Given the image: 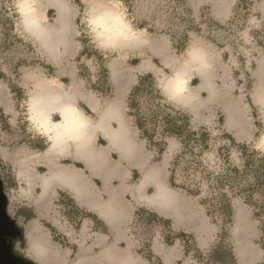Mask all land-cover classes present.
<instances>
[{
	"label": "rangeland",
	"instance_id": "rangeland-1",
	"mask_svg": "<svg viewBox=\"0 0 264 264\" xmlns=\"http://www.w3.org/2000/svg\"><path fill=\"white\" fill-rule=\"evenodd\" d=\"M61 1L65 7H62L64 18L72 22L78 18V24L75 23L73 30H69L72 32L70 39L63 41L59 55L54 57L21 26L17 15L19 0H0V10L4 8L0 11V70L4 73V78L0 79V90L5 91L6 97V104L0 100L3 145L14 149L28 147L30 139H38L35 132L30 131L26 119L28 105L25 102H29L31 95L25 82L26 72L36 70L43 74L44 79L67 94L70 103L78 105L90 118L91 124L95 123L99 114L106 110L115 97L121 95L119 110L112 123L115 129L119 122L124 125L125 137L133 144V158L121 159L117 148H114L111 156L108 154L112 163H119L126 169L125 174L120 171L118 176L111 179L117 193L115 205L120 212L117 232L112 235L117 242V250L126 253L136 264H206L190 255L184 256L178 240L174 246L166 245L164 235L180 231L191 234L195 246L206 256L220 239V220L218 223L213 222L206 214L205 205L199 201L206 190L211 188L210 176L222 171L224 162L239 166L245 158L264 156V68L259 71L260 60L264 59V17L253 6L261 0H238L223 20L214 19L207 6L196 9L190 7L187 0H115L129 19L148 34L149 42H129V47L121 46L114 51L98 49L89 39L84 19L89 5L95 0H79L80 6L75 0ZM59 8L60 4L54 0H36L33 16L36 19L46 16L45 21H53L58 16ZM5 17L11 19L12 25L10 21L1 24V19ZM1 33L7 35L8 39L3 38ZM77 36L80 40H76ZM193 40H199L198 43L209 51L212 67L206 71L212 73L209 84L216 95L211 97L207 87H199L202 74L191 70L188 75L195 77L189 89L195 93L192 107H174L188 115L190 129L207 132V146L201 148V151L199 148L191 152L183 151L179 139L171 136L166 138L165 149L159 153L156 148H147L146 140L139 137L132 118L126 112V97L139 75L151 74L156 85L161 77L174 71V63L178 66L183 60L182 53ZM152 44L161 48L155 50ZM163 47L166 50L163 51ZM9 83L20 90H11ZM71 85L77 86L79 92L70 93ZM17 97L24 99L18 105ZM92 100L101 104L94 106ZM14 117H17V123H9ZM229 121L233 127L228 126ZM228 136L236 143L249 146L244 156L240 149L231 145ZM93 141L98 148L106 144L105 137L98 135ZM251 150L257 151L259 155L251 153ZM175 157L177 164L174 166V181L176 184L190 182L192 186L199 185L198 195L169 184ZM1 166L8 182L12 184L6 189L3 187V190L7 197V213L13 219L18 206L30 204L27 197H24L27 185L22 180L17 182L7 163H1ZM38 169L45 171L42 165ZM144 170L158 174L159 180H148L139 194L140 188L137 186ZM160 182L174 201L158 203L145 200L143 196L152 195ZM230 202L231 221L224 227L227 234L222 244L231 247L237 264H258L264 253L258 250L256 244L259 222L253 216V206L241 196H232ZM142 206L162 218H168L169 225L148 223L134 215L132 211ZM57 208L60 214L59 230L69 227L73 229L71 234L63 235L62 240L67 246L57 242L58 246L71 253L62 264H73L79 249L76 244L73 251L71 244L74 243H70V239L73 238L75 242L81 239L80 230L84 225L77 219L68 220L66 213L69 207ZM14 220L17 224V220ZM42 224L46 228L45 221ZM87 224L89 230L95 225L93 222ZM27 246L26 240L23 249L25 255L39 263L28 253ZM237 246L244 248L246 256L243 261L237 256ZM95 251L97 253L100 249Z\"/></svg>",
	"mask_w": 264,
	"mask_h": 264
},
{
	"label": "crops",
	"instance_id": "crops-1",
	"mask_svg": "<svg viewBox=\"0 0 264 264\" xmlns=\"http://www.w3.org/2000/svg\"><path fill=\"white\" fill-rule=\"evenodd\" d=\"M54 1L58 2L61 6L58 10L57 18L53 21H45L46 16H41L40 19H36L33 16L35 12H33V14H29L28 18H34L35 22L32 24L30 32L27 33L33 40L39 41L44 50L55 57V55H59L61 51L59 47L64 44L63 41L70 39L72 32H69V30H73L75 23L76 25L78 24V18L74 22L65 19L62 12V7H64L63 2L61 0ZM237 1L187 0L188 5L195 9L201 6H207L210 11L209 13L216 20L227 18ZM253 6L254 10L264 17V0L255 2ZM76 35H78V32ZM77 39L80 40L78 36ZM195 41L198 42L199 40ZM125 46L129 47L128 44L123 45V47ZM131 46L133 45L131 44ZM152 48L159 50L161 46L152 44ZM165 48L163 47L162 50H166ZM174 68H176L175 70L180 68L187 73L192 70L191 66H183L181 62L178 63V66L174 63ZM263 68L264 59H261L259 71ZM199 72L202 74V82L199 87H207L208 92L210 91V96L214 97L216 92L209 84L212 74L211 71L207 73L206 70H201ZM26 74L25 82L31 90L29 102H25V105H28V116L29 111L33 113L31 106L34 96L45 92L43 93L46 94L44 98H36L40 103L45 102V118L51 117L57 112L63 113L66 118L68 114L65 111V105L70 104L67 94L59 87H54L50 81L43 78V74L41 75L36 70L26 72ZM78 89L75 85H71L69 88L70 93H77L79 92ZM189 93H192L194 99V91H189ZM0 100H4L3 104H6L4 90H0ZM23 100H18L17 105ZM92 101L94 106L101 104L96 100ZM120 101L121 95L115 97L106 110L99 114L95 123L90 124L86 138L80 141H67L64 135L67 121L64 119L61 120L60 125H51L55 133V139L52 142L35 133L38 139H30L27 144L28 147L10 148L2 143L1 135L3 128L0 120V162L7 163L11 167L13 176L15 179L17 178V182H21L22 180L27 185V190L24 191V197H27V200L30 201L27 207H30L34 214V217L28 221L25 229V237L28 245L27 250L41 264H62L66 257L71 255L67 250L57 245V241L53 240L52 232L46 226V224H49L54 229V236H59L62 239L64 238L63 235L67 236L73 231L71 227L66 228V230H59L60 214L57 206H63V208L69 207L66 213L68 220L73 221L77 219L84 225L80 230L82 238L76 240V242L73 238L70 239V243H74L71 244L73 251L75 250L76 244L79 249L73 264L76 262L79 264H125L123 261H126V264H136L129 259L126 253L117 250V242L113 240L112 236L117 232V217H119L120 212L115 205L117 193L113 189L111 179L118 176L120 171L122 174H125L126 169L124 170L119 163H112L109 155L114 148H117L121 159L133 158V148H131L133 144L128 137L125 145L118 144L119 136L116 134L117 132H120L121 142L126 138L124 125L119 122L117 123L118 127L115 129L112 123L119 110ZM10 105L11 103H9ZM187 105L192 107V103ZM28 116L26 119L30 126V131L34 132ZM59 119L61 118L59 117ZM17 121V117H14L12 120H9V123L15 124ZM96 135L105 137L106 139V144L100 145L102 148H98L93 141ZM37 142L43 144L44 147L33 148L31 146V144H37ZM59 159L61 161H58ZM41 165L45 167L44 172L38 169ZM132 172H134L133 169ZM63 175H66V178ZM143 187L140 188L139 194H141ZM61 192L65 193L74 202L79 209L77 213H70L72 211L70 205L57 203ZM143 197L146 198L145 200H152L151 195ZM105 206H111L110 211L106 210ZM144 207L142 206L141 208ZM88 213L91 217L86 215ZM14 218L17 220V215ZM43 221H45L46 228L43 227ZM87 222H93L95 224H92L94 228L92 226L89 230ZM173 244L171 245L174 246ZM166 245L171 246L169 244ZM179 245L182 246L180 242ZM95 249H100V251L96 253ZM258 250L261 251L262 249L259 247ZM262 252L264 253L263 250ZM187 255L192 257L191 254ZM187 255L184 252V256ZM237 256L239 258L238 253ZM262 261H264V257L259 263Z\"/></svg>",
	"mask_w": 264,
	"mask_h": 264
},
{
	"label": "trees",
	"instance_id": "trees-1",
	"mask_svg": "<svg viewBox=\"0 0 264 264\" xmlns=\"http://www.w3.org/2000/svg\"><path fill=\"white\" fill-rule=\"evenodd\" d=\"M75 3L80 6L79 0H75ZM3 9L1 7V10ZM1 21L2 25L7 24L6 22L8 21L12 25L9 17H5ZM1 36L8 39L5 34L1 33ZM3 78L4 73L0 70V79ZM8 86L15 92L20 90L13 83H9ZM18 100L20 99L17 97ZM126 112L132 118L139 137L146 140L147 148L149 149L156 148L161 153L165 149L166 138L171 136L179 139L183 151L191 152L194 148H199L201 151V148L207 146V132H198L189 128L188 115L163 100L155 85L153 76L149 73L139 75L137 82L131 87L126 97ZM0 120H3L1 113ZM228 139L231 145L240 149L243 156L246 154L249 149L248 145L236 143L231 136H228ZM31 146L33 148L44 147L43 144L38 142L37 144H31ZM251 153L259 155L255 150H251ZM176 162L177 157L172 162L173 167L171 168L169 184L172 187H183L188 193L198 195L199 185L194 184L192 186L190 182L176 184L173 173ZM77 165L80 166L79 164ZM2 168L0 162V180L6 189L11 183L8 182ZM210 177L212 179L209 184L211 188L206 190V194L201 196L199 201L205 205L206 214L213 222L218 223V220H220L219 241L210 249L206 256L195 246L194 238L191 234L181 231L178 233L169 232L164 235V242L171 245L178 240L183 246L185 255L191 254L194 259L206 264H237L231 247L228 244H222V241L227 234L224 227L231 221L232 205L230 199L232 196H241L245 202L247 201L253 206V216L259 222V237L256 244L264 251V156L245 158L243 164L239 166L224 162L222 171ZM57 203L70 205L72 210L70 213L74 214L79 211L74 202L65 193H60ZM16 215L17 225L22 230L24 238L15 241L13 250L25 259L32 260L25 255L23 249L26 247L24 226L34 217V214L30 207L18 206ZM86 215L90 216L89 213ZM134 215L141 217L148 223L161 222L165 226L170 223L168 219L159 217L156 213L145 208H138L135 210ZM13 219L15 218L13 217ZM46 226L52 232L53 240L65 246L61 237L54 236V229L49 224H46ZM259 264H264V261Z\"/></svg>",
	"mask_w": 264,
	"mask_h": 264
},
{
	"label": "clouds",
	"instance_id": "clouds-1",
	"mask_svg": "<svg viewBox=\"0 0 264 264\" xmlns=\"http://www.w3.org/2000/svg\"><path fill=\"white\" fill-rule=\"evenodd\" d=\"M36 0H19L17 15L21 26L26 32H30L34 18L29 19L27 12H35ZM85 25L92 44L101 50L114 51L129 42H149L148 34L138 28L124 9L115 0H95L90 4L85 13ZM183 66H191L193 72L207 70L212 67L210 54L206 47L193 40L182 53ZM194 76H189L186 71L178 68L169 71L156 82V87L163 100L173 106L184 108L189 102V89ZM63 113H54L51 117L39 118L29 111L28 119L32 124V130L38 136L45 137L50 142L55 139V133L51 125H60L61 120L66 119L64 135L68 142L80 141L86 138L91 124L90 118L83 113L77 104H66ZM59 116L61 119H55Z\"/></svg>",
	"mask_w": 264,
	"mask_h": 264
},
{
	"label": "water",
	"instance_id": "water-1",
	"mask_svg": "<svg viewBox=\"0 0 264 264\" xmlns=\"http://www.w3.org/2000/svg\"><path fill=\"white\" fill-rule=\"evenodd\" d=\"M6 206L7 197L0 180V264H37L14 252L13 245L23 238V232L7 213Z\"/></svg>",
	"mask_w": 264,
	"mask_h": 264
},
{
	"label": "bare ground",
	"instance_id": "bare-ground-1",
	"mask_svg": "<svg viewBox=\"0 0 264 264\" xmlns=\"http://www.w3.org/2000/svg\"><path fill=\"white\" fill-rule=\"evenodd\" d=\"M56 1H58V0H56ZM29 14H33V12H31V11L27 12L26 13L27 17L29 16ZM43 93H45V92H43ZM43 93H41V94L39 93L38 95L34 96L33 101H32L33 103H32V106H31V110L39 118H45V112H46L45 102L40 103V101L38 100L39 98H44L45 97L46 94H43ZM36 98H38V99H36ZM189 98L190 99H189L188 104H191L192 100H193L192 93H189ZM228 126L229 127H233V125H232V123L230 121L228 123ZM116 134H118V136H119L118 137V144L119 145H125L126 141H127V138H125L124 141L121 142L120 132H117ZM116 141H117V137H116ZM63 177L66 178V175H63ZM150 178H155L156 180H159V179H157L158 178V174L150 173L149 171H143L142 177L139 180V185L137 186V188L138 187L139 188L143 187L148 182V180ZM151 198H152V200H154L155 202H158V203L159 202H164V201H169V202L174 201V198L171 197L169 191L167 190L166 187L163 186V184L161 182L159 183V185H157L154 193L151 195ZM105 208H106V210L110 211L111 206H105ZM237 253H238L239 258L241 259V261H243L244 260L243 259V257H244V248H241L240 246H237ZM123 262L126 264V261H123ZM74 264H79V263L76 262Z\"/></svg>",
	"mask_w": 264,
	"mask_h": 264
},
{
	"label": "flooded vegetation",
	"instance_id": "flooded-vegetation-1",
	"mask_svg": "<svg viewBox=\"0 0 264 264\" xmlns=\"http://www.w3.org/2000/svg\"><path fill=\"white\" fill-rule=\"evenodd\" d=\"M17 240H19V239H17Z\"/></svg>",
	"mask_w": 264,
	"mask_h": 264
}]
</instances>
